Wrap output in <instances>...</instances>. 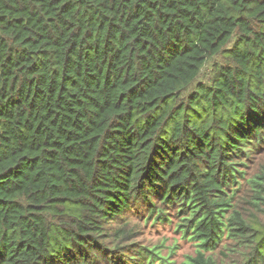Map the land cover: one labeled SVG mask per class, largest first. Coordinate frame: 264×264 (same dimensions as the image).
<instances>
[{
    "label": "trees",
    "instance_id": "1",
    "mask_svg": "<svg viewBox=\"0 0 264 264\" xmlns=\"http://www.w3.org/2000/svg\"><path fill=\"white\" fill-rule=\"evenodd\" d=\"M263 147L264 0H0V264H152L140 207L175 213L184 264L228 239L264 264Z\"/></svg>",
    "mask_w": 264,
    "mask_h": 264
},
{
    "label": "rangeland",
    "instance_id": "2",
    "mask_svg": "<svg viewBox=\"0 0 264 264\" xmlns=\"http://www.w3.org/2000/svg\"><path fill=\"white\" fill-rule=\"evenodd\" d=\"M211 72L212 68L209 64L203 71L199 81L206 82ZM246 164L247 168L244 169L246 181L264 172V147L248 157ZM242 185L236 194L234 209L240 212L245 219L255 216L262 220L261 211L253 206V193L250 185L245 181ZM167 213L170 220L168 219L166 222L161 223L153 220L147 222L143 207L133 210V214H129L121 225H127L131 235V238L124 242V246L133 245L155 251L161 258H156V261L152 264H167V262L168 264H184L188 262L189 257H196L198 250L196 242L189 240L177 228L178 219L175 217V213L168 210ZM206 255L212 256L217 264H231L241 259L238 248L230 239L223 240L218 248L212 252H207ZM122 260L127 262L125 257Z\"/></svg>",
    "mask_w": 264,
    "mask_h": 264
}]
</instances>
